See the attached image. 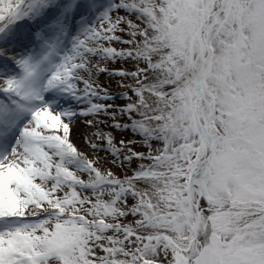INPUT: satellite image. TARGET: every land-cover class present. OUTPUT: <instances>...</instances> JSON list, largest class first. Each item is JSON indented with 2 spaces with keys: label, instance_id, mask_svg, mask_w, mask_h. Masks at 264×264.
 <instances>
[{
  "label": "snow or ice",
  "instance_id": "snow-or-ice-1",
  "mask_svg": "<svg viewBox=\"0 0 264 264\" xmlns=\"http://www.w3.org/2000/svg\"><path fill=\"white\" fill-rule=\"evenodd\" d=\"M0 264H264V0H0Z\"/></svg>",
  "mask_w": 264,
  "mask_h": 264
}]
</instances>
